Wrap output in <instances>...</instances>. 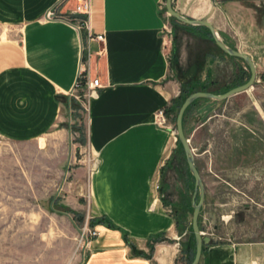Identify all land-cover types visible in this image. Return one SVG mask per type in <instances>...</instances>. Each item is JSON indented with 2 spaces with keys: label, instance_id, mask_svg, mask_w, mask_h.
<instances>
[{
  "label": "crops",
  "instance_id": "crops-1",
  "mask_svg": "<svg viewBox=\"0 0 264 264\" xmlns=\"http://www.w3.org/2000/svg\"><path fill=\"white\" fill-rule=\"evenodd\" d=\"M81 2L0 0V27L13 31L10 41L0 42V139L34 142L54 135L65 141L72 120L80 117L72 92L81 63L88 64L91 79L100 80L86 113V142L96 165L91 170L79 160L64 187L69 199H79L76 212H83L81 201L88 197L99 231L81 264H187L189 244L162 189L178 137L171 116L172 128L158 125L156 116L173 106L183 85L224 80L231 86L210 91L214 95L239 86L232 75L238 63H225L224 55L215 62L206 53L214 43L204 28L171 19L168 38L166 0H91L90 32L104 41L88 39L71 22L82 17L75 13ZM173 7L210 21L227 45L251 56L257 78L264 72V0H173ZM52 8L60 18L45 20ZM224 67L232 72L228 80L221 75ZM243 93L253 100L250 90ZM243 93L225 100V108H237H231L237 130L246 127L236 104ZM201 103L217 106L213 100ZM216 117H206L198 128ZM200 264H264V244L212 238Z\"/></svg>",
  "mask_w": 264,
  "mask_h": 264
},
{
  "label": "rangeland",
  "instance_id": "rangeland-1",
  "mask_svg": "<svg viewBox=\"0 0 264 264\" xmlns=\"http://www.w3.org/2000/svg\"><path fill=\"white\" fill-rule=\"evenodd\" d=\"M204 29L214 43L213 47H206V53L214 56L215 62L224 55L225 63L233 59L231 63L241 66L236 65L233 74L224 67L222 77L228 80L232 74L237 80L233 85L245 84L251 77L247 64L221 50L210 31ZM11 34L13 31L0 27V42L10 41ZM258 74L250 89L253 100L248 93L237 97L238 110L244 111L239 115L245 128L237 130V123L232 120L238 117L237 113L231 104L225 108V100L217 101L215 107L208 104L201 108L200 102L203 104L208 99H198L184 115V130L196 153L205 186L199 220L201 230L218 242L264 244V72ZM209 82L195 86L190 93L231 87L224 80L218 84L212 81L211 85ZM75 106L80 110L76 113L80 117L76 122L72 120L74 130L62 143L54 135L34 142L10 143L0 139V264H81L86 257L84 228L90 222L88 219L91 220L89 200L85 195L88 202L81 201L85 209L76 212L79 199L74 196L69 199L64 189L79 160L91 170L95 162L87 143V111L82 102ZM179 110H176L177 116ZM71 113L74 114L73 109ZM209 116L217 117L199 129ZM172 122L177 132L176 123ZM71 143L76 145L72 151L68 149ZM179 150L164 171L162 189L173 205L174 218L187 224L179 232L189 244L190 258L193 248L196 249L193 201L198 203L200 194L194 193L195 178L185 152L180 146Z\"/></svg>",
  "mask_w": 264,
  "mask_h": 264
},
{
  "label": "water",
  "instance_id": "water-1",
  "mask_svg": "<svg viewBox=\"0 0 264 264\" xmlns=\"http://www.w3.org/2000/svg\"><path fill=\"white\" fill-rule=\"evenodd\" d=\"M166 9L168 14L178 20L179 22L183 23L184 25L187 24L189 26L193 27H203L207 28L212 38L214 39L215 43L218 45V47L226 52V54H229L232 57H237L239 59H242L247 66L250 69L251 77L249 80L240 86H237L228 92L224 94H215L214 93H208V92H195L187 96L185 101L183 102L182 106L180 107V110L178 112L176 126H177V133L179 140L183 146L186 159L188 162L190 172L195 178V195L198 193L200 194V200L197 203L195 200L193 201V207H194V213H193V221H192V227H193V234L195 235L196 240V253L194 260L191 264H200L203 249L204 246H207L211 243L212 238L211 236H208L206 233H203L200 226V215L202 213V208L204 206L205 202V186L203 179L201 177V174L198 170L197 163H196V153L194 149L191 146L190 139L186 136L185 130H184V115L186 110L198 99L204 98L208 100L213 101H224L227 100L228 97H232L236 94L247 92L250 89H252L255 85V80H257V68L255 67L256 64H254L253 59L248 54H245L239 50H236L224 41V38L220 31L210 22L207 20H199V19H192L189 18L180 12L176 11L173 7V0H166Z\"/></svg>",
  "mask_w": 264,
  "mask_h": 264
},
{
  "label": "built area",
  "instance_id": "built-area-1",
  "mask_svg": "<svg viewBox=\"0 0 264 264\" xmlns=\"http://www.w3.org/2000/svg\"><path fill=\"white\" fill-rule=\"evenodd\" d=\"M161 8H164V4H161ZM92 10V3L91 0H82V2L77 6L76 8V14L82 15V17H77L75 19H72L71 22L75 24V26L78 28V30L81 33H84L88 39H97L99 41H104V35H95L93 34L90 28V14ZM60 18L57 8H52L47 14L44 16L45 20H52ZM166 26H165V33L168 36V38H172L173 31L170 24L171 16L166 12ZM78 82L76 84V89L72 92V95L77 99V101H80L83 103L84 109L87 111L88 108V100L90 98H93L97 95V88L100 84L99 79L92 80L89 74V65L86 63H81L80 65V72L78 73ZM169 118L167 116L166 110H159L156 116V123L158 125H161L163 127H170L172 126L169 124ZM175 130V129H174ZM176 135L177 132L175 131ZM96 165V160L93 164V168ZM89 200V199H88ZM88 218L92 217L89 216ZM91 221L90 219H88ZM85 231V237L86 242L85 246L87 248V251L91 250L92 242L97 236H99V231L96 227H93L90 225V222L87 221L86 226L84 228Z\"/></svg>",
  "mask_w": 264,
  "mask_h": 264
},
{
  "label": "trees",
  "instance_id": "trees-1",
  "mask_svg": "<svg viewBox=\"0 0 264 264\" xmlns=\"http://www.w3.org/2000/svg\"><path fill=\"white\" fill-rule=\"evenodd\" d=\"M171 19L177 22V20L175 18L171 17ZM249 78H248V80H249ZM192 88H194V87H187V86L183 85L182 86V90H181V94L179 95L178 98H176L174 100L175 103L173 102V106L169 110H167V114L169 116H171V119L174 121V123H176V121H177V115H176L177 111L176 110H178L181 107V105L183 104V102L185 101L187 96H189L191 94L190 91L192 90ZM73 101L75 102L74 99H73ZM73 101H72V103H73ZM82 141H84V140L82 139L81 142ZM178 145L183 149V146H182V144H181L179 139H178ZM183 151H184V149H183ZM75 216L77 217L76 213H75ZM175 221H176V225H177L178 231L183 232L186 229V225H187L185 223V221H183V220L180 221V219H175ZM90 225L94 226V222L92 220L90 221ZM160 238H161V236L158 237V239H160ZM195 250L196 249L193 248L192 255L189 258L190 259L189 260V264H191V262H193V259L195 257Z\"/></svg>",
  "mask_w": 264,
  "mask_h": 264
}]
</instances>
